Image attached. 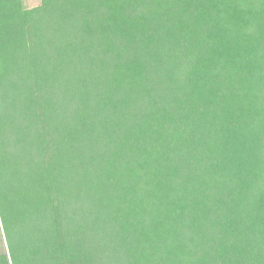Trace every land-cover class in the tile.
Listing matches in <instances>:
<instances>
[{"label": "trees", "instance_id": "obj_1", "mask_svg": "<svg viewBox=\"0 0 264 264\" xmlns=\"http://www.w3.org/2000/svg\"><path fill=\"white\" fill-rule=\"evenodd\" d=\"M0 264H264V0H0Z\"/></svg>", "mask_w": 264, "mask_h": 264}, {"label": "rangeland", "instance_id": "obj_2", "mask_svg": "<svg viewBox=\"0 0 264 264\" xmlns=\"http://www.w3.org/2000/svg\"><path fill=\"white\" fill-rule=\"evenodd\" d=\"M22 3L25 8H32L40 4V0H22ZM7 245L4 238V234L2 228L0 226V254H7Z\"/></svg>", "mask_w": 264, "mask_h": 264}]
</instances>
